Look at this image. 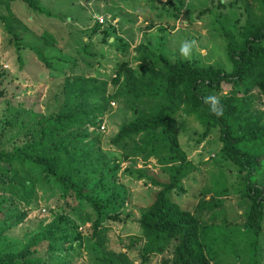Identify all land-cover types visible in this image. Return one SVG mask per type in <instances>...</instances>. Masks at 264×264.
I'll use <instances>...</instances> for the list:
<instances>
[{
  "label": "trees",
  "instance_id": "16d2710c",
  "mask_svg": "<svg viewBox=\"0 0 264 264\" xmlns=\"http://www.w3.org/2000/svg\"><path fill=\"white\" fill-rule=\"evenodd\" d=\"M12 1L0 0V26L15 46L18 60L22 62L19 50L28 48L46 68H53L51 58L22 42L26 30L11 21V8L6 6ZM20 1L29 9H43L38 0ZM254 1L259 15L248 14L243 23L236 18L232 28L220 27L229 70L163 53L152 57L148 41L136 46L141 55L138 74L128 61H120L113 77L102 78L89 72L96 56L76 49L73 53L79 57L69 61L52 95L53 107L45 111L39 108V97L15 100V94L1 88L0 80V102L6 101L0 112V264H74L81 257L76 231L86 224L88 256L82 264H134L128 252L136 245H140L141 264L168 250L169 257L161 258L160 264H212L219 254L207 221L216 218L228 189L201 191L193 210L182 208L170 196L185 192L184 180L196 169L179 141L180 127L189 118L202 127L197 144L217 133L220 158L235 166L244 182L238 197L245 206L247 264H264V186L258 180L264 170V109L256 103L259 99L264 105V0ZM114 19L105 18L102 24L95 19L89 32L100 34L102 42L125 54L119 47L127 49L128 43L121 36L113 37ZM215 21L222 20L215 17ZM80 63L90 70H82ZM209 96L218 99L221 115L210 111ZM111 102L121 103L131 116L118 125L107 146L130 164L128 173L155 188L137 219L140 234L118 235L119 249L112 246L108 221L120 220L116 208L123 207L129 196L116 191L119 164L103 146L105 130L100 125ZM150 160L158 172L133 168ZM37 190L56 192L57 218L25 232L22 241H7L8 232L37 204Z\"/></svg>",
  "mask_w": 264,
  "mask_h": 264
},
{
  "label": "rangeland",
  "instance_id": "374dc122",
  "mask_svg": "<svg viewBox=\"0 0 264 264\" xmlns=\"http://www.w3.org/2000/svg\"><path fill=\"white\" fill-rule=\"evenodd\" d=\"M170 1L174 5L164 3V0H38L43 8L38 11L29 9L23 1H12L6 6L11 8L9 12L11 21H17V28L26 30L22 33V42L51 58L53 68H46L28 48L19 50L22 61L20 62L15 46L9 42L8 33L0 26L1 88H5L7 93L15 94V100L24 98L33 100L39 97V108L45 111L46 108L53 107L52 95L63 80V72L68 71L69 61L79 57L73 50L78 49L86 56H96L97 63L95 62L94 68L90 70L80 63L82 70H90L91 74L99 73L100 77L108 78L113 77L116 65L120 61H128L129 67L138 74L141 55L136 46L148 41H150L148 51L152 57L163 53L171 59L195 60L200 65H212L229 70L230 63L225 50V40L220 35V27L232 28L236 18L243 23L248 14L250 17L259 15L257 3L254 0ZM100 4L103 8H99ZM109 9L116 11V15L112 14V17L119 18V23H116L117 33L113 34V37L121 36L124 38L123 42L128 43L127 49L126 45L119 47L120 52L126 51L125 54L108 46L107 42H102L100 34L89 32L88 26L95 24L96 21L92 18L93 13L96 11L109 13ZM92 10L93 13L90 12ZM215 17L222 21H215ZM108 41L112 42V37ZM184 41L193 43L187 57L179 52V46ZM57 58L68 63L56 61ZM91 59L89 58L90 62ZM109 91H112L111 85ZM256 103L264 109L259 99ZM5 106L6 101L0 102V112ZM130 116L131 112L121 103L111 102L109 112L105 115V131L102 136L104 149L106 152L108 150L111 160L119 164L116 191L129 196L123 207L116 208L120 220L108 221L112 229L110 232L112 246L115 249L120 248L116 243L118 235L140 234L137 219L151 202L155 191L149 183L138 180L134 174L128 173L126 168L130 164L121 161L119 153L107 146L108 138L117 131L118 125ZM180 128V145L188 158L194 162L196 169L184 180L185 192L170 196L182 208L193 210L201 191L227 188L228 194L222 197V205L215 213L216 218L207 221L209 225L207 232L216 240V253L219 254L212 264H247L248 237L243 226L245 206L238 197L244 182L235 166L220 158L217 133L212 132L209 136L210 141L204 139L197 144L199 138L197 133L202 131L197 120L186 119ZM133 168L158 172L154 160L148 161L145 165L138 162ZM258 180L264 186V170L258 174ZM37 197V204L28 208L25 220L8 232L7 241H22L25 232L46 227L57 218V208L54 205L56 192L37 190ZM71 216L76 220L74 215ZM85 227H79L76 231L81 239L74 241L75 244L81 242V257L75 259L74 264H82L88 256ZM261 245L263 250L261 260L264 261V233ZM139 247L140 245H136L128 252L134 264H141ZM169 254L168 250L163 257L156 255L148 264H160L161 258L169 257Z\"/></svg>",
  "mask_w": 264,
  "mask_h": 264
},
{
  "label": "clouds",
  "instance_id": "9594fccd",
  "mask_svg": "<svg viewBox=\"0 0 264 264\" xmlns=\"http://www.w3.org/2000/svg\"><path fill=\"white\" fill-rule=\"evenodd\" d=\"M193 47V43L189 41H184L179 46V52L181 55L187 57L190 55L191 49ZM211 101L210 111L215 113L216 115H221L222 112L216 107L219 103L218 99L214 96H209L206 99V102Z\"/></svg>",
  "mask_w": 264,
  "mask_h": 264
},
{
  "label": "crops",
  "instance_id": "0c3cea01",
  "mask_svg": "<svg viewBox=\"0 0 264 264\" xmlns=\"http://www.w3.org/2000/svg\"><path fill=\"white\" fill-rule=\"evenodd\" d=\"M99 8H103V5L100 4ZM109 11H110L109 13H105V12H102V11H100V13L97 12V11H96L95 13H93V10L90 11V12L93 13L94 16H93L92 18H93V20L95 21V19H96L95 17H96V15H98V14H103V16H104L106 19H108L110 16H112V14H113V15H116V11H115V10H114V11H111V10L109 9ZM111 12H113V13H111ZM113 22H114V23H115V22H119V18L116 16ZM93 24H94V23H93ZM93 24H91L90 26H88V28H90Z\"/></svg>",
  "mask_w": 264,
  "mask_h": 264
},
{
  "label": "built area",
  "instance_id": "2783aa9c",
  "mask_svg": "<svg viewBox=\"0 0 264 264\" xmlns=\"http://www.w3.org/2000/svg\"><path fill=\"white\" fill-rule=\"evenodd\" d=\"M96 20L98 21V23H100V24H102V23H104V21H105V17L104 16H96ZM105 122H103L101 125H100V129L101 130H104V128H105V124H104Z\"/></svg>",
  "mask_w": 264,
  "mask_h": 264
}]
</instances>
